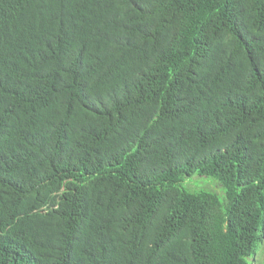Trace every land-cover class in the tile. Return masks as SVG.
<instances>
[{
    "label": "trees",
    "instance_id": "1",
    "mask_svg": "<svg viewBox=\"0 0 264 264\" xmlns=\"http://www.w3.org/2000/svg\"><path fill=\"white\" fill-rule=\"evenodd\" d=\"M263 244L264 0H0V264Z\"/></svg>",
    "mask_w": 264,
    "mask_h": 264
},
{
    "label": "rangeland",
    "instance_id": "2",
    "mask_svg": "<svg viewBox=\"0 0 264 264\" xmlns=\"http://www.w3.org/2000/svg\"><path fill=\"white\" fill-rule=\"evenodd\" d=\"M198 180H199V178H194L193 180H191V183H188V186H191L192 188L198 187V186H196V185H198V183H196V181H198ZM209 181L218 183L217 181H214L213 179H209ZM200 186L205 187V188H214V189L217 187V185H215V184H210V183L204 184L203 182H201ZM215 193H217V192H215ZM217 194L221 197V199H224V191L222 189H221V192H219ZM256 264H264V244L262 247V254L259 256V260Z\"/></svg>",
    "mask_w": 264,
    "mask_h": 264
}]
</instances>
